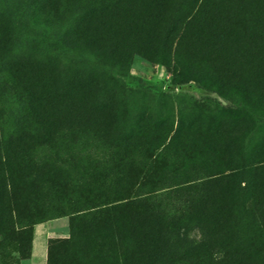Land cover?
Instances as JSON below:
<instances>
[{"label":"rangeland","instance_id":"obj_1","mask_svg":"<svg viewBox=\"0 0 264 264\" xmlns=\"http://www.w3.org/2000/svg\"><path fill=\"white\" fill-rule=\"evenodd\" d=\"M105 7L136 16L166 11L168 29L181 21L238 66L264 68L263 0H0V161L8 138L38 132L29 95L13 76L16 64L37 62L56 71L58 93L72 81L95 90L106 112L98 127L119 137L145 133L154 144H169L177 165L234 166L241 182L244 170L264 163L263 97L220 82L207 65L175 48L157 60L123 59L113 52V42L79 36L80 21ZM93 150L80 134L21 158L25 172L15 175L12 198L28 226L19 239L21 255L15 251L19 241L0 242V264H48L49 247L69 241L70 214L64 213L87 207L94 190L103 189L86 182ZM201 240L200 229L187 232L188 243ZM250 248L252 258L264 264V239L255 238Z\"/></svg>","mask_w":264,"mask_h":264},{"label":"trees","instance_id":"obj_2","mask_svg":"<svg viewBox=\"0 0 264 264\" xmlns=\"http://www.w3.org/2000/svg\"><path fill=\"white\" fill-rule=\"evenodd\" d=\"M77 34L99 44L113 42V52L123 59L157 60L175 48L191 62L207 65L220 82L264 98V68L238 66L181 21L168 29L166 11L136 16L97 8L80 21ZM13 76L29 95L38 132H21L1 148L0 242L19 241L15 251L21 255L19 239L28 225L12 198L15 175L25 172L21 158L81 134L94 149L85 181L103 189L94 190L87 207L64 213L70 214V239L49 247L48 264L262 263L252 258L250 245L264 239V163L244 170L241 182L234 166L177 165L169 144H154L145 133L119 137L98 127L106 112L92 87L72 81L58 93L56 71L37 62L16 64ZM191 172L197 175L182 176ZM194 228L202 240L190 244L187 232Z\"/></svg>","mask_w":264,"mask_h":264},{"label":"crops","instance_id":"obj_3","mask_svg":"<svg viewBox=\"0 0 264 264\" xmlns=\"http://www.w3.org/2000/svg\"><path fill=\"white\" fill-rule=\"evenodd\" d=\"M38 239H42V228H40V230L38 231ZM35 239H37V231H35V236H34ZM34 239V241H35Z\"/></svg>","mask_w":264,"mask_h":264}]
</instances>
